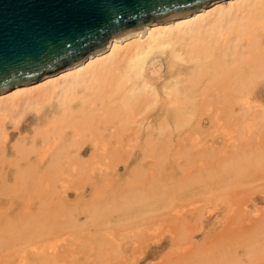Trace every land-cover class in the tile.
Returning a JSON list of instances; mask_svg holds the SVG:
<instances>
[{
	"label": "bare ground",
	"instance_id": "1",
	"mask_svg": "<svg viewBox=\"0 0 264 264\" xmlns=\"http://www.w3.org/2000/svg\"><path fill=\"white\" fill-rule=\"evenodd\" d=\"M156 53L166 68L160 81L147 69ZM262 84L264 0H213L113 36L103 48L37 79L1 88L0 215L14 204L12 198L33 199L36 208H20L23 212L12 222L3 217L0 231L15 235L10 236L13 247L26 240L37 243L42 261L54 264L67 248L53 241L69 232L77 235L94 220L124 224L148 216L146 207L153 212L158 206L179 218V208L191 205L189 194H180L191 182H207L216 173L224 184H239L251 179L248 174L264 173V109H254V100L264 97ZM204 116L216 123L224 118L233 127L223 131L226 143L215 155L198 145L197 157L189 149L195 145L181 149L180 156L190 159L184 181L161 185L151 178L146 183L135 169L130 190H111L114 194L104 196L102 208L98 201L84 207L101 212L93 208L94 214L87 210L86 216L82 207L76 216L52 212V194L72 183L107 181L119 165L134 163L138 149L155 162L165 160L169 136L196 131ZM198 156L203 164L195 167L191 159ZM140 181L146 185L136 190L133 185ZM21 251L19 247L12 256L19 258Z\"/></svg>",
	"mask_w": 264,
	"mask_h": 264
},
{
	"label": "rangeland",
	"instance_id": "2",
	"mask_svg": "<svg viewBox=\"0 0 264 264\" xmlns=\"http://www.w3.org/2000/svg\"><path fill=\"white\" fill-rule=\"evenodd\" d=\"M160 59L161 54L156 53L152 55L147 64L149 73L157 81H160V75L166 71L165 66L160 64ZM260 89L261 94L264 95V84ZM254 105H257L254 107L256 110L259 107L264 109V97L254 100ZM209 120L212 119L202 117L199 129L192 133L171 134L169 136V153L165 154L167 157H163H166L165 160L161 161V157V159L158 158L160 161L155 159L157 160L155 162L151 157L145 156L141 149H138L135 153L134 163L127 166L119 165L116 174L109 175L107 181L97 180L93 185L91 183H70L71 185L65 191L58 190L52 194L51 198L55 197L48 199L49 202L47 200L48 205L51 204L49 207L54 209L52 212L55 211L61 216L62 214L66 215L65 217L72 212H74V216L80 209L82 211V208V213L87 210L89 214L93 213V208L95 212L102 211L96 207L88 208L94 205L93 201H98V206L102 208L104 204L101 203L105 199L104 196L110 197L114 192L115 194L127 192L128 184L132 183L131 180L134 178L135 169H140L143 172L145 182L154 178L161 185L170 184L171 181H184L188 175L185 171L190 162H187V158L180 156L181 149L195 145L189 149L194 148L193 156L197 157V152L194 153V151L197 150L196 146L198 145V148L201 146V148L211 149L215 155L226 143L223 131L233 127L224 118L218 119L219 123ZM211 152H209V156H213ZM198 158L191 159L193 164L195 163V167L200 163L203 164L201 158L199 156ZM215 174L212 173L213 176L210 178L205 176L209 178L207 182L203 178L205 182H191L194 185L183 188V192L180 190L181 193L179 191L180 194H189L187 205L191 204L185 208H183L185 205L179 208L181 212L183 210L179 218H175L172 214L173 211L169 212L162 206H158L153 212H150L146 207L145 211L150 216L143 219L134 217L127 223H119V225L115 223L102 224L94 220L90 222L91 225L88 223L89 228L81 230L77 235L75 232H69L64 236L61 235L64 237L62 239L61 236L59 239H52L59 248H62V244H64V248H67L61 256L64 260L62 258L59 260L60 262L57 261L54 264H264V173L255 171L248 174L247 177L252 180L238 181L239 184L237 182L224 184L225 182L222 183V180H218L220 176ZM146 183L143 184L140 181L137 184L141 185L135 183L133 186L139 190V187L143 184L142 188H144ZM94 185L98 186L94 188ZM111 190L115 191L111 192ZM31 200L33 199L28 200L27 197L12 198L10 201H13L14 204L11 205L10 202L11 206H8L7 212L0 215V219L5 217L12 222L18 218V215L20 216V213L23 212L21 210L25 209V206L30 205L29 207L35 209L36 205L33 203L35 200ZM157 204L153 203L152 207ZM76 206L79 207L76 209L77 211L75 210ZM60 208L61 210H59ZM73 208L74 211H72ZM135 208L134 206L133 209L135 210ZM88 211L84 213L86 216H89L87 215ZM5 218L2 220L4 221ZM4 233L1 232L2 237L10 238V242L8 244L6 238L5 241L3 238L0 242L1 264H12V262H15L14 264H51L50 261H42L37 243L32 244L33 242L26 240L13 247L11 243L13 244L15 239L10 237L12 233H9L10 236H6ZM12 236L15 235L12 234ZM100 242L103 244L102 246ZM7 244L9 247L11 245V249L7 248ZM19 247L24 248V251L18 253L19 258L14 257V254L12 256L13 251Z\"/></svg>",
	"mask_w": 264,
	"mask_h": 264
},
{
	"label": "water",
	"instance_id": "3",
	"mask_svg": "<svg viewBox=\"0 0 264 264\" xmlns=\"http://www.w3.org/2000/svg\"><path fill=\"white\" fill-rule=\"evenodd\" d=\"M213 0H0V89L77 62L113 36Z\"/></svg>",
	"mask_w": 264,
	"mask_h": 264
}]
</instances>
